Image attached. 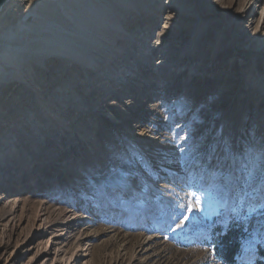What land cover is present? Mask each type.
<instances>
[{
	"label": "rangeland",
	"instance_id": "obj_1",
	"mask_svg": "<svg viewBox=\"0 0 264 264\" xmlns=\"http://www.w3.org/2000/svg\"><path fill=\"white\" fill-rule=\"evenodd\" d=\"M232 1L226 0V7ZM263 7L261 0L251 20L252 32L262 37ZM219 24L211 21L206 37L181 38L177 45L201 51L191 81L181 72L171 81L151 75L147 88L145 83L121 85L120 97L110 96L105 103L120 99V123L105 116L93 120L89 163L81 154L84 161L79 158L70 167L71 175L46 184L37 180L38 185L8 195L23 198L14 222L1 221L0 264L15 254L18 264H30L35 251L48 244L47 236L37 234L42 219L60 218L65 208L98 215L83 231L99 232L90 241L92 264H129L136 257L137 264H226L214 251L212 235L232 221L249 231L240 260H253L257 246L264 249V144L255 141L256 131L264 129V108L253 103L250 88L244 94L232 85L229 74L238 68ZM70 231L64 239L68 255L77 252L82 234ZM148 236H155L158 245L139 252L138 243ZM31 238L36 249L21 254Z\"/></svg>",
	"mask_w": 264,
	"mask_h": 264
},
{
	"label": "bare ground",
	"instance_id": "obj_2",
	"mask_svg": "<svg viewBox=\"0 0 264 264\" xmlns=\"http://www.w3.org/2000/svg\"><path fill=\"white\" fill-rule=\"evenodd\" d=\"M225 2L0 0V227L2 220L14 222L20 209L23 194L10 193L74 173L70 167L88 157L95 119L120 123V99L105 104L108 97H120L131 84L147 88L154 75L171 81L185 72L191 81L201 51L177 45L181 38L206 37L211 21L223 24L230 38L225 46L238 68L229 74L232 85L241 86L242 93L250 88L253 103L264 108V36L254 34L251 24L261 0H233L229 7ZM244 36L250 37L239 41ZM256 137L259 146L264 144V129ZM58 213L62 216L55 220L42 219L37 234L47 236L48 244L35 251L30 264H92L90 241L99 232L83 231L98 215L69 208ZM70 229L82 234L77 252L68 255L64 239ZM158 242L155 236L142 237L137 248L147 253ZM36 247L31 238L19 252ZM18 258L15 254L6 264H18Z\"/></svg>",
	"mask_w": 264,
	"mask_h": 264
},
{
	"label": "trees",
	"instance_id": "obj_3",
	"mask_svg": "<svg viewBox=\"0 0 264 264\" xmlns=\"http://www.w3.org/2000/svg\"><path fill=\"white\" fill-rule=\"evenodd\" d=\"M214 251L219 259L226 264H264V249L256 248V257L250 261H242L245 242L249 237L247 227L239 222L232 221L224 232H213Z\"/></svg>",
	"mask_w": 264,
	"mask_h": 264
}]
</instances>
